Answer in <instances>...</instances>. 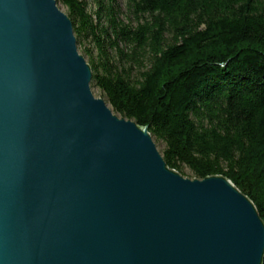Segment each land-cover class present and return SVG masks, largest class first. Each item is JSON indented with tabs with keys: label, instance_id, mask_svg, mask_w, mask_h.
Masks as SVG:
<instances>
[{
	"label": "water",
	"instance_id": "1",
	"mask_svg": "<svg viewBox=\"0 0 264 264\" xmlns=\"http://www.w3.org/2000/svg\"><path fill=\"white\" fill-rule=\"evenodd\" d=\"M92 81L57 0H0V264H263L253 201L170 168Z\"/></svg>",
	"mask_w": 264,
	"mask_h": 264
},
{
	"label": "trees",
	"instance_id": "2",
	"mask_svg": "<svg viewBox=\"0 0 264 264\" xmlns=\"http://www.w3.org/2000/svg\"><path fill=\"white\" fill-rule=\"evenodd\" d=\"M57 1L113 111L149 127L170 168L230 179L264 221V0Z\"/></svg>",
	"mask_w": 264,
	"mask_h": 264
},
{
	"label": "rangeland",
	"instance_id": "3",
	"mask_svg": "<svg viewBox=\"0 0 264 264\" xmlns=\"http://www.w3.org/2000/svg\"><path fill=\"white\" fill-rule=\"evenodd\" d=\"M60 7L63 9V11L66 12V9H65L63 6L60 5ZM79 51H80V50H79ZM80 53H81V51H80ZM81 54H82V53H81ZM82 55H83V54H82ZM92 89H93V88H92ZM93 93L95 94L96 97H100V98H102V97H101V93H100L97 89H93ZM157 146H158L159 150L162 151V148H163V147L159 146L158 144H157ZM189 173H190L189 170L186 169V175H187L186 177L193 179V177H192L191 175H189Z\"/></svg>",
	"mask_w": 264,
	"mask_h": 264
}]
</instances>
